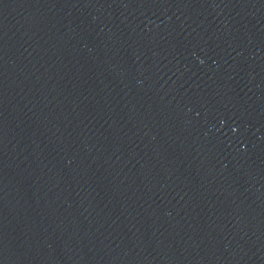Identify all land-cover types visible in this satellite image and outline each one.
<instances>
[{
  "label": "water",
  "instance_id": "95a60500",
  "mask_svg": "<svg viewBox=\"0 0 264 264\" xmlns=\"http://www.w3.org/2000/svg\"><path fill=\"white\" fill-rule=\"evenodd\" d=\"M0 264H264V0H0Z\"/></svg>",
  "mask_w": 264,
  "mask_h": 264
}]
</instances>
